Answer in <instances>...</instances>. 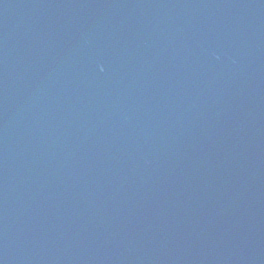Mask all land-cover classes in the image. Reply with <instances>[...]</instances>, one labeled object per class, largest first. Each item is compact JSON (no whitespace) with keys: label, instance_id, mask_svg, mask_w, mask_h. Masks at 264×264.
Wrapping results in <instances>:
<instances>
[{"label":"water","instance_id":"obj_1","mask_svg":"<svg viewBox=\"0 0 264 264\" xmlns=\"http://www.w3.org/2000/svg\"><path fill=\"white\" fill-rule=\"evenodd\" d=\"M0 264H264V0H0Z\"/></svg>","mask_w":264,"mask_h":264}]
</instances>
